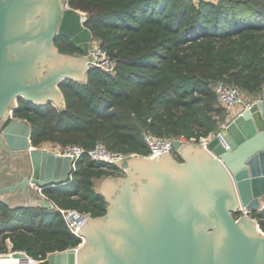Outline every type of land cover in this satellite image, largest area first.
Here are the masks:
<instances>
[{
	"label": "water",
	"instance_id": "1",
	"mask_svg": "<svg viewBox=\"0 0 264 264\" xmlns=\"http://www.w3.org/2000/svg\"><path fill=\"white\" fill-rule=\"evenodd\" d=\"M87 21L67 0H0V121H10L0 128V200L12 208L52 209L38 189L67 184L72 174V159L34 147L31 125L10 120V112L21 99L62 108L61 84L87 81ZM58 37L80 54L62 53ZM174 150L183 162L168 151L137 156L123 163L125 176L101 182L107 212L79 219L83 247L43 261L10 255L28 264H264L260 225L236 218L240 205L255 214L264 198V102L231 121L208 149L176 141Z\"/></svg>",
	"mask_w": 264,
	"mask_h": 264
},
{
	"label": "trees",
	"instance_id": "2",
	"mask_svg": "<svg viewBox=\"0 0 264 264\" xmlns=\"http://www.w3.org/2000/svg\"><path fill=\"white\" fill-rule=\"evenodd\" d=\"M84 13L88 27L109 55L117 73L91 66L86 82L60 86L65 107L19 100L14 117L32 127L34 147L97 143L123 154L149 155L146 135L206 137L225 118L214 92L224 82L257 99L264 90V0H67ZM56 45L80 54L65 37ZM124 175L85 153L67 184L43 193L54 204L12 208L0 200V253L24 251L37 261L78 247L82 240L67 227L58 208L91 217L106 214L97 189L106 177ZM264 231V212L255 215Z\"/></svg>",
	"mask_w": 264,
	"mask_h": 264
},
{
	"label": "built area",
	"instance_id": "3",
	"mask_svg": "<svg viewBox=\"0 0 264 264\" xmlns=\"http://www.w3.org/2000/svg\"><path fill=\"white\" fill-rule=\"evenodd\" d=\"M88 58H89L88 61L89 66L98 67L104 72L110 74L117 73V63H118L117 60L109 55L108 51L102 46V43L99 39H95L93 37L92 40L90 41ZM214 92L217 96L220 107L225 111L226 114L224 119H221L220 115H215V118L219 120V125H220V130L217 133H210L208 136L201 137L199 140H197V138L187 139L184 136L158 137L156 135L148 134L146 135L145 138L149 146L150 153L149 155L146 156L149 158H155V156H159L167 151L169 153H173L175 151L174 144L176 141H180L184 144H196L208 149V144L216 137H221L222 131L227 128V126L231 121H233L236 117L241 115L243 111L249 110L254 102L257 101L264 102V90L261 96L258 97L257 99H250L248 95L241 88L228 85L224 82H219L214 85ZM18 106L19 103L16 104V108H18ZM14 112L15 111L10 112V120L15 119ZM225 148L228 149L229 145H225ZM52 151L62 156H68L72 159V174L70 175L68 180L73 178V174L76 170L77 162L85 153H88V155L91 157L92 160L103 163L104 166L108 169L116 166L122 170L124 169L122 165L125 161L138 156L136 154L127 155L120 152L111 151L101 142L97 143V145L88 152L80 145H70L64 148L57 147L54 148ZM38 190L42 197L48 199V197L43 193V189L39 188ZM58 210L60 211L63 219L65 220L70 232L82 240L81 244L78 246L81 247L82 243H84L85 241V237L80 234L79 219L83 217L89 220L91 218V215L89 213H81L75 209L58 208ZM249 212L250 211L246 207L240 205L236 216L237 218L243 216L252 217V219H254L259 224L257 218H255V215L252 212L249 215ZM263 212H264V198L261 200L260 209L258 210L257 213H263ZM260 230L264 233L261 227ZM9 244L10 246L8 248L11 249L12 253L16 252L13 251L12 244L10 241H8V245Z\"/></svg>",
	"mask_w": 264,
	"mask_h": 264
},
{
	"label": "bare ground",
	"instance_id": "4",
	"mask_svg": "<svg viewBox=\"0 0 264 264\" xmlns=\"http://www.w3.org/2000/svg\"><path fill=\"white\" fill-rule=\"evenodd\" d=\"M0 264H28V261L21 257H13L12 255H0Z\"/></svg>",
	"mask_w": 264,
	"mask_h": 264
},
{
	"label": "rangeland",
	"instance_id": "5",
	"mask_svg": "<svg viewBox=\"0 0 264 264\" xmlns=\"http://www.w3.org/2000/svg\"><path fill=\"white\" fill-rule=\"evenodd\" d=\"M83 15H84V13H83ZM249 98L251 99L250 96H249ZM42 148H45V149H48V150L52 151L54 148H57V146H54V145H52V144H46V145L42 146ZM105 179H106V178L101 179V180H99V181L97 182V189H98V191H100V189H101V182H104ZM34 189H36V188L34 187ZM38 194H39V193H38ZM9 206H10V204H9ZM86 241H87V240H86ZM86 241H84V243H82V247L85 245ZM9 246H10V244L8 245V247H9ZM11 253H12V251H11V249L9 248V252H7V253H0V255H3V254H11Z\"/></svg>",
	"mask_w": 264,
	"mask_h": 264
},
{
	"label": "crops",
	"instance_id": "6",
	"mask_svg": "<svg viewBox=\"0 0 264 264\" xmlns=\"http://www.w3.org/2000/svg\"><path fill=\"white\" fill-rule=\"evenodd\" d=\"M198 0H195V2H197ZM206 1H212V2H217V0H206ZM65 107V104H63V106H62V108H64ZM172 155H173V157L175 158V159H178V161H180V162H183L184 160H183V158L181 157L182 155L179 153V152H175L174 151V153H172ZM123 171H124V175H122V176H125L126 175V170L125 169H123ZM39 196H41V194H39ZM264 234V233H263Z\"/></svg>",
	"mask_w": 264,
	"mask_h": 264
},
{
	"label": "flooded vegetation",
	"instance_id": "7",
	"mask_svg": "<svg viewBox=\"0 0 264 264\" xmlns=\"http://www.w3.org/2000/svg\"><path fill=\"white\" fill-rule=\"evenodd\" d=\"M60 39V37H58V38H56L55 39V44L57 43V41ZM8 122H10V121H4V120H2V121H0V128L3 130L4 129V127L8 124ZM5 142V141H4ZM5 144H6V146H7V143L5 142ZM0 149L1 150H3L5 153H6V150L5 149H3L2 148V146L0 145ZM174 153V152H173ZM10 154V153H9ZM11 155V154H10ZM17 182V181H16ZM16 182H14L13 184H15ZM8 185H12V184H8ZM6 186V185H5ZM2 187H4V186H2ZM1 187V188H2ZM31 194H33L32 192H31ZM257 213H255L254 215H256ZM236 218H237V216H236Z\"/></svg>",
	"mask_w": 264,
	"mask_h": 264
}]
</instances>
